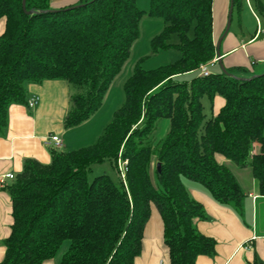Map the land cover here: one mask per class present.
I'll use <instances>...</instances> for the list:
<instances>
[{
    "label": "trees",
    "instance_id": "trees-1",
    "mask_svg": "<svg viewBox=\"0 0 264 264\" xmlns=\"http://www.w3.org/2000/svg\"><path fill=\"white\" fill-rule=\"evenodd\" d=\"M50 2L27 0L32 12L27 14L23 0H0V20H5L0 135L8 127L10 105H27L28 85L46 80H65L74 91L66 129L90 119L129 60L146 16L165 25L151 40L152 52L175 46L181 58L151 70L137 64L124 85V104L93 145L53 150L50 164L26 160L6 187L14 221L0 264H45L65 241L71 245L61 264H136L154 210L163 221L168 264H197L200 256H214L217 240L197 226L209 216L183 178L242 213L245 192L225 163L231 161L251 169L264 197V70L247 80L223 72L200 75V68L217 57L214 0H150L149 11L140 9L138 0H81L60 9ZM253 2L264 17V2ZM243 3L234 0V9L241 11ZM174 34L177 45L170 43ZM194 72L191 83L181 80ZM218 96L225 104L208 118L203 100L213 105ZM162 119H169L171 128L155 145ZM120 160L128 162L125 179ZM106 162L119 178L104 172L90 180L93 167Z\"/></svg>",
    "mask_w": 264,
    "mask_h": 264
},
{
    "label": "crops",
    "instance_id": "crops-1",
    "mask_svg": "<svg viewBox=\"0 0 264 264\" xmlns=\"http://www.w3.org/2000/svg\"><path fill=\"white\" fill-rule=\"evenodd\" d=\"M80 1L51 0L50 4L53 9H60ZM244 2L248 11L244 13V20L240 18L241 34L234 33L222 40L220 52L225 68L233 71L231 74L250 78L264 70V17L255 11L253 0L250 4L247 0ZM230 6L231 0H214L215 44H218L226 31ZM255 14L259 17L260 23ZM4 30L3 19L0 20V35ZM240 68H246L247 71L242 72ZM192 75H195V72L186 74L181 79ZM73 93L72 87L65 80H46L28 85V99L34 96L39 98V104L35 108L30 109L27 105L18 103H13L9 107L8 127L0 135V262L5 258L4 242L11 234L14 221L11 197L6 190L13 181L7 179L4 185L3 177L7 174L19 175L28 159L50 164L52 151L55 149L48 145V142L53 136L58 135L62 138L64 147L61 151L70 152L77 150L80 141L87 139L85 133L86 136H91L94 131L92 117L78 127L66 129L65 119L71 108ZM209 104L211 114L215 116L225 101L218 96L214 99L213 105L210 101ZM229 162L225 161L232 172L237 173L236 178L245 192L243 212L239 213L231 206L221 205L213 199L209 191L208 193L200 187H193L190 192L192 197L204 206L209 216L207 221L197 223L198 229L218 242L216 254L200 256L197 264H250L255 260L264 264V197L259 194L257 182L249 169L239 168ZM247 177H251L249 188L240 182V179L242 181ZM45 264L57 262L53 259ZM136 264H168L163 221L156 210L146 227L143 252Z\"/></svg>",
    "mask_w": 264,
    "mask_h": 264
},
{
    "label": "rangeland",
    "instance_id": "rangeland-1",
    "mask_svg": "<svg viewBox=\"0 0 264 264\" xmlns=\"http://www.w3.org/2000/svg\"><path fill=\"white\" fill-rule=\"evenodd\" d=\"M138 6L142 10L149 11L151 7L150 0H138ZM247 11L248 8L246 2L243 3L241 11H239L238 8L234 9L230 29L226 34L225 32L227 31V26H228V20H227L226 31L221 36L220 40L221 39L224 40L225 38H227L228 36L234 33L241 34V29L239 25L240 18L241 20H244V15H245L244 13ZM164 27L165 25L162 19L151 18L149 16L144 17L141 25L140 38L134 44L129 60L126 62L121 74L113 82V85L105 98L103 106L100 108V110L97 113L93 114L92 116V124L94 125L93 127L94 131L92 132V135L86 136L85 133V137L87 139L80 141L79 143L80 147H77V150L94 144L99 138V136L103 134V130L105 129V127L112 121L115 112L119 108H121V106L124 104L125 102L124 85L128 80V78L132 75L137 64H141V66L144 69L151 70V69H157L161 66L174 64L177 61H179V59L181 58V53L179 52V50H177L175 46H172L168 51L161 52L159 54H154L152 52L151 40L153 39V37L160 34L163 31ZM189 36L191 38L194 37L193 30L190 32ZM170 43L172 45H177L179 43L178 35L174 34L171 37ZM210 70L212 74H218L223 72L220 64L212 65V67H210ZM195 76L196 75H192L188 78H183L181 80L184 82L189 81V83H191ZM252 77L245 79H251ZM203 102L206 107V114L208 115V118H211L212 114H211V108L209 106L210 104L208 98H204ZM170 128H171V121L169 119H162L158 121L156 125V132L154 138L155 145L159 144L160 142H162L167 138ZM61 150L62 149H60V151ZM229 163L235 165L231 161ZM247 169H249L248 171L252 173L250 168ZM104 172L108 173L114 180H117L120 175L119 171L114 166H112L109 162H106L104 164L95 165L93 167L92 172L89 174V178L90 180H92L96 176ZM235 175L237 177V173H235ZM183 182L189 192L193 190V187H200L201 189H204L205 191L208 192V190L202 184L197 183L189 178L184 177ZM240 182L246 188L251 187V177L242 179V181L240 179ZM70 245H71L70 241H65L63 243L59 252L54 258V261H56L57 264H60L64 254L69 250Z\"/></svg>",
    "mask_w": 264,
    "mask_h": 264
},
{
    "label": "built area",
    "instance_id": "built-area-1",
    "mask_svg": "<svg viewBox=\"0 0 264 264\" xmlns=\"http://www.w3.org/2000/svg\"><path fill=\"white\" fill-rule=\"evenodd\" d=\"M250 1L251 0H247V3L250 4ZM255 16L258 19V22L260 23L259 17L256 14H255ZM217 62H218V58L214 59L209 64L202 66L200 68V70H199L200 75L201 76H210V75H212L211 70H210V66L215 65ZM38 104H39V98L37 96H34V97L28 99L27 107L30 108V109H33ZM48 145L52 146L53 149L59 150V151H60V149H63V147H64L63 140L58 135L53 136L50 139V142H48ZM127 163H128L127 161H122V160L119 161V169H120V173H121V176H122L123 179H125V167H126ZM7 179H10V180L14 181L16 179V176L14 174L5 175L3 177V179H2V182L4 183V185H5V182H6Z\"/></svg>",
    "mask_w": 264,
    "mask_h": 264
},
{
    "label": "water",
    "instance_id": "water-1",
    "mask_svg": "<svg viewBox=\"0 0 264 264\" xmlns=\"http://www.w3.org/2000/svg\"><path fill=\"white\" fill-rule=\"evenodd\" d=\"M26 1L27 0H23V9L24 11L27 13V14H32V12H27L26 10ZM54 11V10H52ZM233 12H234V0H231V6H230V11H229V17H228V26H227V31L225 32L226 34L228 33L229 29H230V26H231V20H232V16H233ZM222 40L221 39L218 44H217V58H218V62L223 70V73L226 74V75H229L230 77H233V78H236V79H239V80H247L245 78H242V77H238L236 75H233L231 73H229L223 62H222V56H221V52H220V46H221V43H222ZM256 76V75H255ZM255 76H253L252 78H254ZM157 170H158V173L161 174L162 172V166H161V163H158L157 165Z\"/></svg>",
    "mask_w": 264,
    "mask_h": 264
}]
</instances>
